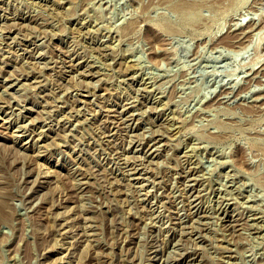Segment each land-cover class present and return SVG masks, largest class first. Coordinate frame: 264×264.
<instances>
[{"label": "rangeland", "instance_id": "rangeland-1", "mask_svg": "<svg viewBox=\"0 0 264 264\" xmlns=\"http://www.w3.org/2000/svg\"><path fill=\"white\" fill-rule=\"evenodd\" d=\"M4 198L0 264H264V0H0Z\"/></svg>", "mask_w": 264, "mask_h": 264}, {"label": "bare ground", "instance_id": "bare-ground-1", "mask_svg": "<svg viewBox=\"0 0 264 264\" xmlns=\"http://www.w3.org/2000/svg\"><path fill=\"white\" fill-rule=\"evenodd\" d=\"M254 24V23H253ZM253 26V25H252ZM251 26V27H252ZM261 27V26H260ZM255 29H256V27H255ZM259 29V28H258ZM261 31V30H260ZM254 32V31H253ZM257 33H259V31L257 32ZM250 36H251V34H250ZM239 38V37H238ZM237 38V39H238ZM240 39V38H239ZM245 40V39H244ZM247 40V39H246ZM239 41V40H238ZM244 42V41H243ZM248 42V41H247ZM242 46V45H241ZM12 86V85H11ZM1 200V199H0ZM5 198H4V200H1L0 201V206H1V210H2V214L0 215V217H1V219H4V220H8L9 219V217H10V212H9V210H8V206H7V204H6V202H5Z\"/></svg>", "mask_w": 264, "mask_h": 264}]
</instances>
